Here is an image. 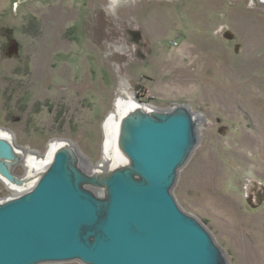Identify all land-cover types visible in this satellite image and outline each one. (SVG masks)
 Listing matches in <instances>:
<instances>
[{"label": "rangeland", "instance_id": "obj_1", "mask_svg": "<svg viewBox=\"0 0 264 264\" xmlns=\"http://www.w3.org/2000/svg\"><path fill=\"white\" fill-rule=\"evenodd\" d=\"M110 2L0 0V127L38 154L68 139L93 166L117 96L188 105L205 121L173 197L228 264H264V1L119 0L114 15ZM100 7L135 28L137 51L93 17Z\"/></svg>", "mask_w": 264, "mask_h": 264}, {"label": "water", "instance_id": "obj_2", "mask_svg": "<svg viewBox=\"0 0 264 264\" xmlns=\"http://www.w3.org/2000/svg\"><path fill=\"white\" fill-rule=\"evenodd\" d=\"M204 121L186 104L162 110L117 96L93 166L68 139L38 154L0 127V181L10 191L0 198V264H228L172 194Z\"/></svg>", "mask_w": 264, "mask_h": 264}, {"label": "flooded vegetation", "instance_id": "obj_3", "mask_svg": "<svg viewBox=\"0 0 264 264\" xmlns=\"http://www.w3.org/2000/svg\"><path fill=\"white\" fill-rule=\"evenodd\" d=\"M98 15H102L104 17V19L106 21V24L108 26V32H109V26H113L115 24L116 27L113 28L115 34H112V35L119 36L120 35V31L123 32L121 34H122V36H125L123 38V40H124V43H125V46H126L128 52L130 51V53H133V51L134 52L137 51V48H136L137 44L135 43L136 38L135 37L132 38L133 34L131 33V31L135 32V28L133 26H132L131 30H125L124 28L119 27V24H116V23L112 22L111 19H113V18L109 14L106 13V15H105V12L103 11V9L101 10V7H100V9L99 8L96 9V11L93 13V17L94 16H98ZM119 20H122V19H119ZM143 42H141V43H143Z\"/></svg>", "mask_w": 264, "mask_h": 264}, {"label": "clouds", "instance_id": "obj_4", "mask_svg": "<svg viewBox=\"0 0 264 264\" xmlns=\"http://www.w3.org/2000/svg\"><path fill=\"white\" fill-rule=\"evenodd\" d=\"M118 2L119 0H111V4L109 8L107 9L109 14H113V15L115 14V8L118 6Z\"/></svg>", "mask_w": 264, "mask_h": 264}, {"label": "bare ground", "instance_id": "obj_5", "mask_svg": "<svg viewBox=\"0 0 264 264\" xmlns=\"http://www.w3.org/2000/svg\"><path fill=\"white\" fill-rule=\"evenodd\" d=\"M111 1V0H110ZM119 96H125V95H119Z\"/></svg>", "mask_w": 264, "mask_h": 264}, {"label": "trees", "instance_id": "obj_6", "mask_svg": "<svg viewBox=\"0 0 264 264\" xmlns=\"http://www.w3.org/2000/svg\"><path fill=\"white\" fill-rule=\"evenodd\" d=\"M138 97H139V95H138Z\"/></svg>", "mask_w": 264, "mask_h": 264}]
</instances>
